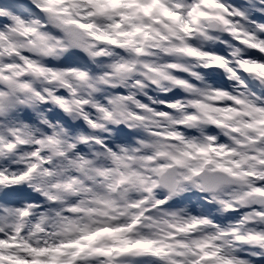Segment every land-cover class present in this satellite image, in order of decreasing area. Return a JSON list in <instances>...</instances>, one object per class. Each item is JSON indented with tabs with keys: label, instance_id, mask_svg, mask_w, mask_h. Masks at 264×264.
<instances>
[{
	"label": "clouds",
	"instance_id": "1",
	"mask_svg": "<svg viewBox=\"0 0 264 264\" xmlns=\"http://www.w3.org/2000/svg\"><path fill=\"white\" fill-rule=\"evenodd\" d=\"M107 4H5L23 23L0 40V231L42 246L162 201L203 221L179 237L209 242L204 264H264V165L247 155L264 145L243 143L264 119V0ZM209 143L231 173L171 165Z\"/></svg>",
	"mask_w": 264,
	"mask_h": 264
},
{
	"label": "snow or ice",
	"instance_id": "2",
	"mask_svg": "<svg viewBox=\"0 0 264 264\" xmlns=\"http://www.w3.org/2000/svg\"><path fill=\"white\" fill-rule=\"evenodd\" d=\"M20 2L21 0H0V40L6 38V30L11 29L14 22L23 23V17L17 14L23 8H13L9 15L3 14L5 4L18 5ZM140 2L141 0H108L107 7H129ZM145 10L150 11L148 8ZM162 10L165 15H171L167 9ZM262 107L264 106H256L253 112L261 111ZM245 127L251 129L253 134L247 136L243 143L264 145V119H250ZM190 147L193 150L185 151L182 156H172L171 165L184 166L189 161L199 160L200 169L197 171L212 166L216 170L231 173V166L224 163V158L228 155L227 149L221 150L215 143L192 144ZM260 153H264V147H254L247 155L264 165V154ZM156 173L160 181L167 183L168 167H161ZM134 177L135 173H132L124 179L134 183ZM131 206L137 211V215L127 223L113 224L93 231L85 230L82 235L67 241L54 238L51 243L42 246H33L30 241L27 245L23 244L10 229L0 231V264H204L215 256V253L205 250L208 241H189L179 237L181 233L191 234L193 229L202 225V220L193 217L186 223L177 224L172 218L178 213L169 211L162 201L154 202V206L134 201ZM144 207H147L146 211H142ZM157 209L158 214H154ZM105 239L114 243H100ZM12 248L23 249L29 255L21 256L9 251Z\"/></svg>",
	"mask_w": 264,
	"mask_h": 264
}]
</instances>
